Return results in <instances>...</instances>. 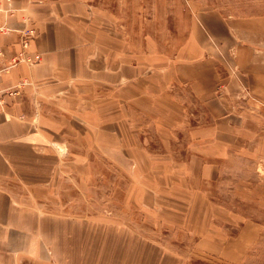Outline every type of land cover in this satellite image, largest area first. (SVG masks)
I'll return each mask as SVG.
<instances>
[{
    "label": "crops",
    "instance_id": "crops-1",
    "mask_svg": "<svg viewBox=\"0 0 264 264\" xmlns=\"http://www.w3.org/2000/svg\"><path fill=\"white\" fill-rule=\"evenodd\" d=\"M185 1L183 39L163 53L156 18L142 21L159 12L155 1L0 0L3 60L40 57L0 76V264H106L97 253L112 264L110 228L97 246L94 214L42 208L47 197L94 201L97 157L127 162L121 204L148 230L115 235L153 249L146 264H191L163 230L199 238L189 253L220 264H237L256 239L249 224L228 235L215 227L208 210L224 211L206 190L241 147L245 104L264 105V0Z\"/></svg>",
    "mask_w": 264,
    "mask_h": 264
},
{
    "label": "rangeland",
    "instance_id": "rangeland-1",
    "mask_svg": "<svg viewBox=\"0 0 264 264\" xmlns=\"http://www.w3.org/2000/svg\"><path fill=\"white\" fill-rule=\"evenodd\" d=\"M151 5L155 1L158 6V13H143V22H152V16L157 20L158 28H152L159 34L160 50L166 53L182 41L185 34V20H187V2L185 0H171V12L167 13L166 6L168 0H149ZM195 4L220 3L234 6L232 4H241V1L249 0H192ZM237 6V5H236ZM154 7V6H153ZM242 7V6H240ZM146 8V6H145ZM150 8V6H149ZM130 17L135 16V13H129ZM170 16L171 23H168ZM150 21H149V20ZM237 107L238 104H233ZM241 106L243 104H240ZM247 107V116L245 117V127L240 125L241 147L240 149L231 150L229 157L218 162L221 173L218 175L216 182L207 188V197L212 204L218 206L224 213L213 209V213L208 210L210 218L213 220L215 227H222L223 232L236 233L239 228L244 229L247 224L256 230L257 237L251 243H247L238 254L237 264H264V105L261 104H245ZM194 104L192 111L194 112ZM208 120L210 117L208 115ZM235 122V120H234ZM96 166V189L95 200L87 204L81 202L79 205H57L56 197H47L48 204L42 206L50 212L66 211L68 213L79 214H94L96 216L95 229V244L102 245L104 240V226L110 228L111 233L108 237L112 239L113 251L112 264H146L156 259V252L138 243L133 236L124 233L123 237L117 236L116 230L119 228H127L130 232V225L138 227L146 233L148 228L144 225L141 219V214L135 210L126 209L121 204L123 192L129 178L121 171L119 166H124L127 162L110 160L109 158L97 157L92 158ZM106 167V169L104 168ZM215 206L213 208H215ZM199 207V206H198ZM200 211V210H199ZM111 214V219L104 220V215ZM233 214L237 217L232 225L227 223L229 217L233 218ZM119 218H123L124 226H117L120 223ZM225 220V221H223ZM167 224H165L166 226ZM214 227V228H215ZM132 228V227H131ZM147 229V230H146ZM164 228H162L163 230ZM226 231V232H225ZM163 233H157L162 240L171 241L175 246H184L183 252L190 259L191 264H220L219 260L212 259L204 254H191L188 248L199 239L197 237H187L178 231L163 230ZM235 235V234H234ZM161 240V241H162ZM146 242V240H145ZM178 245V246H179ZM248 246V247H247ZM122 249L123 251H120ZM128 249V250H127ZM181 250V247H177ZM183 253V255H184ZM97 261L100 263H108L109 255L107 253H97ZM182 255V250H181ZM209 260L211 263L205 261Z\"/></svg>",
    "mask_w": 264,
    "mask_h": 264
},
{
    "label": "built area",
    "instance_id": "built-area-1",
    "mask_svg": "<svg viewBox=\"0 0 264 264\" xmlns=\"http://www.w3.org/2000/svg\"><path fill=\"white\" fill-rule=\"evenodd\" d=\"M8 29L6 28V26L4 25H0V35L7 32ZM23 37L25 38L24 40H22L21 44L24 47L27 43V40L29 38L32 37V32L26 30L23 32ZM2 50L0 47V76L7 72L11 67H14L15 65H17L20 62H25L27 64H34L35 62H37L40 57L38 55L34 56V57H30V56H26L24 55V53L19 54L18 56H16L15 58H13L12 60L9 61H4L2 58ZM2 93L0 92V97H1Z\"/></svg>",
    "mask_w": 264,
    "mask_h": 264
}]
</instances>
